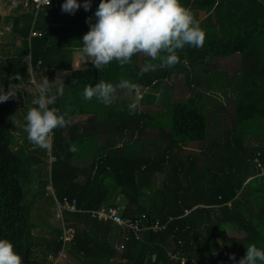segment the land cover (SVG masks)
<instances>
[{"label": "trees", "instance_id": "16d2710c", "mask_svg": "<svg viewBox=\"0 0 264 264\" xmlns=\"http://www.w3.org/2000/svg\"><path fill=\"white\" fill-rule=\"evenodd\" d=\"M181 2L190 11L206 15L203 44L193 46L199 51H190L192 46L188 45L177 50L178 63L161 69L154 66L146 71L147 81L142 84L156 88L154 80L161 85L176 66L197 70L204 74L221 110L228 108L218 99L220 92L235 99L229 106L234 111L229 127H218L217 118L210 124L209 115L214 109L207 103L209 93H197L202 81L188 72L190 92L185 101L174 102L169 96L144 100L159 111L137 107L130 112L120 105L106 106L95 97L84 100L85 85L99 80L115 85L131 73L130 65L113 60L100 69L74 70L66 78L64 94L55 106L67 114L70 124L52 130L49 153L31 144L24 127L11 116L24 98L25 114L30 106L35 94L31 91L35 85L29 81L31 69L38 78H51L54 70L63 67L59 61L64 51L50 46L52 22L42 26L40 15L35 19L33 9L21 30L22 48L0 59V76L15 85L17 93L0 102V238L12 242L22 264H47L50 255L57 257L65 248L82 264H110L112 260L117 264H234L229 257L238 261L248 244L264 248V0ZM35 30L42 31V35H32ZM236 53L241 56L238 73L207 67L209 60ZM141 55L133 54L131 60ZM148 59L151 64L160 61ZM56 86L50 85L53 89ZM79 114L89 115L88 125L73 123ZM77 131L79 140L75 137ZM103 134L109 138L104 146L96 147ZM253 135L259 144L248 142ZM193 143H202L201 150L184 153ZM70 145L75 151L68 150ZM49 156L53 158L50 163ZM84 158L91 162L75 163ZM158 175L164 178L156 187ZM257 182H263L259 184L261 197L257 198L262 211L255 222L245 218L237 206L242 199L247 201L248 191H253ZM120 197L124 199V218L137 219L142 227L159 221L167 224L166 228L143 230L137 237L112 220L99 219L95 212L117 206ZM64 199L76 200L79 211H60L58 202ZM215 207L221 210V217L215 214ZM50 210L55 216L61 214L55 226L44 219V213ZM226 223L246 231L245 238L232 249L229 245L227 254L219 242L226 234ZM39 226L49 238L39 236ZM67 228L74 229L68 247L62 240ZM113 232L115 238L111 237ZM40 250L45 251L43 256Z\"/></svg>", "mask_w": 264, "mask_h": 264}, {"label": "clouds", "instance_id": "9594fccd", "mask_svg": "<svg viewBox=\"0 0 264 264\" xmlns=\"http://www.w3.org/2000/svg\"><path fill=\"white\" fill-rule=\"evenodd\" d=\"M60 7L62 12L74 14L80 7L89 10L91 0H62ZM93 16L94 22H90V17L86 18L89 28L79 41V56L97 69L113 60L120 65L129 63L136 53H143L152 60L159 58L162 67H171L179 61L177 50L185 45L200 47L205 38L199 21L181 0H99ZM153 67V64L146 63L140 71L146 72ZM16 77L19 79V74ZM14 86L10 84L7 91L0 86V102L17 95ZM118 88L133 95L127 108L134 112L139 93L136 85L128 79H120L115 85L104 80L85 85L82 97L84 100L95 97L107 106L116 99ZM63 94L62 80L55 89L50 87L47 76L35 84V94L24 116V131L34 146L47 149L52 130L70 124L67 114L55 106L57 98ZM68 150L75 151V146L70 145ZM229 259L234 264H264V248L248 244L238 261L232 256ZM0 264H22L21 256L6 238H0Z\"/></svg>", "mask_w": 264, "mask_h": 264}, {"label": "crops", "instance_id": "0c3cea01", "mask_svg": "<svg viewBox=\"0 0 264 264\" xmlns=\"http://www.w3.org/2000/svg\"><path fill=\"white\" fill-rule=\"evenodd\" d=\"M99 3V0H91V7L89 8V10L85 11L83 7L78 8L74 14H69L66 12H62L61 11V4L57 5L54 4L52 5V7H47L44 6L41 8V10L39 11V14L37 17H41V22L40 24L43 26L44 24L46 25L49 22H52V26L53 29L49 32V36H50V46L53 50L58 51V47L61 48L62 51H64V56L63 58L60 57V61L59 63H61L63 65V67H61L60 69H56L51 73V78L48 77L49 81H50V85H58L62 82L64 83L66 78L72 73V71L74 70H84V69H97L94 65H92V63L90 61H83L81 59V57L79 56V49H80V40L82 35L88 31L89 28V22H86V18H91L90 22H94L95 17L93 16V13L95 11V8L97 7ZM33 11V6L32 3L26 0H0V59L6 58L9 55L15 54L16 52L20 51V49L23 46V37L21 35V30L25 24V22L27 21V16L28 14ZM194 18L196 20L199 21V24L201 26L202 29L203 28V20L205 18L206 15L203 14V12L201 11H191ZM34 14V13H33ZM35 31H40V30H35ZM42 32V31H41ZM191 50H197L199 51L200 49L198 48H194L193 46L190 47V51ZM196 53V52H192L191 54ZM236 57L238 60L237 63V67L239 68L237 70L236 73L239 72L240 70V66H241V56L240 54L236 53L234 55L225 57V58H215L212 60H209V66L214 63V60H218L219 62H223V60H226L227 58H231V57ZM139 59L137 60H130L129 63H127V65L131 66V73L127 75L126 79L128 80H133L135 81L134 84L136 85V91L141 90L144 91L143 95L145 98L144 99H152V98H156L157 99H162L165 98L166 96H169L170 98L173 99L172 96V91H173V87L175 84L171 83V78L174 74H176L175 72L172 73L169 77H167L166 79L164 78L162 80V84L161 85H157L156 84V80H154V83L156 86V88L154 87H149L146 86L144 84H142V82H146V72H141L140 69L144 66V63H148L150 60L148 59L147 56L145 55H141L140 57H138ZM142 58H144L146 61L143 62ZM86 59V58H85ZM151 59V58H150ZM148 61V62H147ZM156 61V60H155ZM150 63V62H149ZM156 68H158L159 66L161 68H163L160 64V61H156V63H152ZM185 65H187L185 63ZM70 66V67H68ZM183 67V65H181ZM207 66V67H209ZM102 68V66L100 67ZM99 68V69H100ZM165 68V66H164ZM212 69V68H209ZM53 70V69H52ZM179 70L178 66L175 67V71ZM220 71H225V72H229L227 70L224 69H217ZM193 72L195 74H198L197 70H193ZM230 74H233L231 72H229ZM3 76H0V84L4 83L5 80L2 79ZM44 77V75L40 76L39 75V81ZM125 75L123 76L124 79ZM204 81H205V76L204 74L202 75ZM153 83V84H154ZM122 88H118L116 91V99L113 101L112 105L113 106H117V104L120 105L121 108H126L127 105L124 104V99H126L124 96L121 95V91ZM121 91V92H120ZM139 94H141L140 92H138ZM223 93V92H221ZM141 96V97H142ZM219 100L223 101L225 103V97L221 94H219V96H217ZM119 101V103H118ZM122 103V105H121ZM129 103V102H128ZM141 104V105H140ZM140 104H138V109L141 111H149L148 106L149 105H144L145 103L141 102ZM143 106V107H140ZM155 107V106H154ZM147 109V110H146ZM157 110L159 111V108H157ZM151 112V111H149ZM89 115L87 114H82V115H76L73 118V123H77L80 125H85L87 123V117ZM219 123L221 124L220 120ZM218 123V124H219ZM93 125L96 124L94 121L92 123ZM220 126L223 127L222 125H218V127ZM83 130V128H81V131ZM80 134L77 132H75V137L78 138L79 140V136ZM109 138V135H101L99 136L98 139V145H96V147H102L105 145V139ZM249 139H254V142H251L253 144H259L260 142L256 141V138L254 136H249L248 137V142ZM89 162H91L90 158H84V159H79L76 160L75 163L78 165H86ZM249 180H251V178H249L246 182H248ZM263 182H257V186H255V188H252L253 191L249 192L248 191V195H246V199L247 201H245L244 199H242L241 204H239L237 206V209L239 212H241L242 214H244V217L247 218L248 220L253 219L255 222L258 221V219L260 220L261 218V211L262 208L260 206V204L258 203L257 198L260 196L262 192H260V186L259 184H261ZM124 199L122 197L118 198V200L116 201V203L118 204V206H120L122 208V206H124ZM228 206H231V203L228 204ZM108 208L106 207H102L100 210H107ZM55 210V207H54ZM215 214H218L219 217H221V210L219 209V207H215ZM241 216V215H240ZM225 228H226V234L222 235L221 239L219 240V242L224 246V250H225V254H227L229 245L231 247V249L234 247L233 245H235L237 242H240V240H242L243 238H245L246 236V231L241 230L238 231L236 230L232 225H230L229 223L224 224ZM36 232L39 234V236L41 237V235H43V239L45 238H49V234L47 233H43V228L41 226H39L36 229ZM112 238L116 237V234L113 232ZM43 242V241H42ZM69 245H67L68 247ZM41 251V250H40ZM42 252V256H43V252L45 251H41ZM48 260V259H47ZM114 261V262H113ZM47 264H82L81 260L72 255L69 254L68 252H66V248L62 254V256L59 258L54 257L50 258L47 261ZM110 264H117V262H115V260H112Z\"/></svg>", "mask_w": 264, "mask_h": 264}, {"label": "rangeland", "instance_id": "374dc122", "mask_svg": "<svg viewBox=\"0 0 264 264\" xmlns=\"http://www.w3.org/2000/svg\"><path fill=\"white\" fill-rule=\"evenodd\" d=\"M237 63H238V60L236 57H231V58H227L226 60H223V62H219L218 60H214V63H212L209 68H212V69H224V70H227L231 73H236L237 70L239 69L237 67ZM158 68L161 69V67L159 66ZM188 72V74H195L193 72V70H191V68H186V69H182V70H177L175 71L176 74H174L171 78V83L172 84H175L174 87H173V91H172V96H173V99L172 101H185L187 96L189 95V87L187 86V81H186V73ZM203 74H197V78L196 79H199L202 81L199 89H197V93H200V92H208L209 96L207 97V103L213 107L214 111L213 113L211 112L210 115H209V122L210 124H213V121H214V118H217L218 120H220V122H222V124H218V125H222L223 127L225 126H230V123H232V118H233V110L232 108L233 107H229L231 105L234 104L235 102V99L231 96V94L229 93H226V92H223L221 93V95H223L225 97V104L226 105H223L225 108L227 107L228 109H222L220 108V106H218V101H216V97H215V94H212L211 92H209L210 90L208 89V84L206 81H204L203 77H202ZM31 79H33L31 81ZM29 80L31 84L35 85L37 82H39V78L35 76ZM9 81L5 79V82L2 84H0V86H3V88L7 91L8 90V87H9ZM30 88H32V86H30ZM32 92L35 91V88H32L31 90ZM123 91V92H121ZM120 92H121V95L124 96L126 99H124V104L127 105L128 102H130L134 97L133 95H130L126 89H122ZM137 92H140L141 93V90H138ZM144 91H142L141 94H139V103L140 104L141 102L143 103L144 102V96H142L144 93ZM214 95V96H213ZM142 96V97H141ZM25 98L23 101H20V107H18L19 109H17L16 113H14L12 117V119L16 120V123L19 124L20 126L24 127L25 125V120H24V116H25ZM155 101V100H154ZM153 101V103H154ZM157 101V100H156ZM145 103V102H144ZM141 105V104H140ZM144 105H147L146 103ZM155 106V105H154ZM152 104L148 106V110L151 111V112H154V111H158L156 106L154 107ZM118 108L119 107V104L117 105ZM140 107H143V106H140ZM161 108V107H160ZM230 108V109H229ZM147 110V109H146ZM163 110V109H162ZM165 110V109H164ZM219 112V113H218ZM261 130V129H260ZM258 128H256V131H260ZM18 132V131H17ZM147 132L149 134H151L152 132L150 130H147ZM18 135L21 136L23 135L22 133L18 132ZM254 136V135H253ZM250 142H254V139H249ZM202 143H193V144H190L188 145V147H186V150H184V153H186L187 151L189 152H195V153H198L199 150H201L202 148ZM50 147H51V142H50V146L47 148L48 149V152L50 153ZM48 153V155H49ZM45 159V158H44ZM53 158L51 156H49L47 158V162H52ZM163 176H160L158 175L156 177V180H155V186L158 187V186H161V183H162V180H163ZM54 210H50V211H46L44 213V219L46 220L47 224H50L52 226H55L58 224V219H61V214L59 212H57L56 216H55V212H53ZM41 221V220H39ZM37 221V222H39ZM40 223V222H39Z\"/></svg>", "mask_w": 264, "mask_h": 264}, {"label": "built area", "instance_id": "2783aa9c", "mask_svg": "<svg viewBox=\"0 0 264 264\" xmlns=\"http://www.w3.org/2000/svg\"><path fill=\"white\" fill-rule=\"evenodd\" d=\"M32 3L33 9H34V18L36 19L39 11L41 10L42 7L44 6H51L54 4H61L62 0H26ZM32 35L34 36H41V32H33ZM29 62L31 63V58L30 56L28 57ZM41 64V62H39ZM47 72L51 73L52 70L50 68L46 69ZM31 77L33 78L37 76V73L33 72L31 69ZM31 79V78H30ZM33 79H31L32 81ZM257 160V159H256ZM58 208L60 211H63L65 209L72 211V212H77L78 207H77V202L76 200L69 201L68 199H64L62 202H58ZM122 208L120 206H112L109 207L107 210H100L98 212H95L96 215H98L99 219L103 220H112L113 223L123 227L126 229L127 232H135V234L138 237V233L142 232L143 230L151 229L153 231H158V230H164L167 226V224L162 225L159 221H156L153 225H150L148 227H142L139 220L137 219H126L122 216L121 213ZM74 238V229L72 228H67L64 230V233L62 235V240L64 241L65 245H68ZM129 237L126 236V240H128ZM120 248H124L123 245L120 246ZM64 250L59 254V258L62 256ZM50 258H53L52 255H50Z\"/></svg>", "mask_w": 264, "mask_h": 264}]
</instances>
